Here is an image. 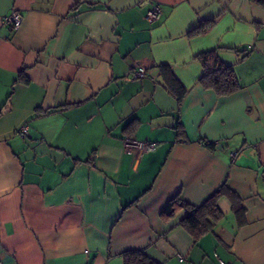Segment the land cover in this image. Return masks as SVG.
Wrapping results in <instances>:
<instances>
[{
	"label": "crops",
	"instance_id": "0c3cea01",
	"mask_svg": "<svg viewBox=\"0 0 264 264\" xmlns=\"http://www.w3.org/2000/svg\"><path fill=\"white\" fill-rule=\"evenodd\" d=\"M208 51L237 91L202 86ZM262 173L264 0H0V264H264ZM222 185L243 214L221 194L198 237L163 214Z\"/></svg>",
	"mask_w": 264,
	"mask_h": 264
},
{
	"label": "trees",
	"instance_id": "16d2710c",
	"mask_svg": "<svg viewBox=\"0 0 264 264\" xmlns=\"http://www.w3.org/2000/svg\"><path fill=\"white\" fill-rule=\"evenodd\" d=\"M203 27L197 28L195 32L201 31ZM199 60L203 66V75L200 78L202 86L212 88L218 96L229 95L238 90L239 83L232 67L222 63L214 51L201 53ZM167 84L170 91L174 93L178 100H181L184 89L180 88L176 80L170 75L167 76ZM208 146H211V144H208ZM221 194H227L232 201L235 200L233 192L222 185L199 206H190L182 203L178 198H174L168 201L163 214L168 215L177 209L184 208L187 215L182 224L190 233L198 237L206 232L208 228L207 217L217 219L222 215L217 204V199ZM233 208L237 215L243 214V208L235 201L233 202ZM243 221V218L239 220L240 223ZM122 258L123 264H161L139 250H125L122 252Z\"/></svg>",
	"mask_w": 264,
	"mask_h": 264
},
{
	"label": "built area",
	"instance_id": "2783aa9c",
	"mask_svg": "<svg viewBox=\"0 0 264 264\" xmlns=\"http://www.w3.org/2000/svg\"><path fill=\"white\" fill-rule=\"evenodd\" d=\"M160 16V9L157 5H153L151 9L147 12L146 17L150 20L157 19ZM23 21V17L17 10H11L10 13L4 17V22L7 24H10L14 30H17ZM133 77L141 78L145 75V67L143 65H137L134 70L132 71ZM28 127L26 125H22L18 129V133L23 135L28 134ZM125 148L128 150H132L134 152H138L141 154L149 153L150 151L154 150L156 147V142L152 140H137V139H127L124 143ZM262 176H264V173H262ZM179 260H184L183 256H179ZM219 264H230L229 262H225L222 260H219Z\"/></svg>",
	"mask_w": 264,
	"mask_h": 264
}]
</instances>
